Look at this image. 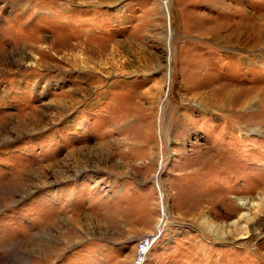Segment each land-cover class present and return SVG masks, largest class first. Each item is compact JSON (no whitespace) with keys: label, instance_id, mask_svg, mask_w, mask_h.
<instances>
[{"label":"rangeland","instance_id":"obj_1","mask_svg":"<svg viewBox=\"0 0 264 264\" xmlns=\"http://www.w3.org/2000/svg\"><path fill=\"white\" fill-rule=\"evenodd\" d=\"M154 234L143 264H264V0H0V264Z\"/></svg>","mask_w":264,"mask_h":264},{"label":"bare ground","instance_id":"obj_2","mask_svg":"<svg viewBox=\"0 0 264 264\" xmlns=\"http://www.w3.org/2000/svg\"><path fill=\"white\" fill-rule=\"evenodd\" d=\"M238 200H239V204L241 206L254 205L255 204V202L247 200V198H245L243 196L239 197ZM241 217L244 218L246 220V222L251 221V219L253 218V216L247 215V213H243L241 215ZM235 221L233 222V224H235ZM201 225H203L205 227V229L207 230V232L211 236H214V237H217V238H222V237H225V235H226V231H225L224 227L220 223H217V222H215V221H213L211 219H208L207 217H205L204 223H201ZM156 235L157 234H154L152 236V238H150V240H148L149 245H147L145 243L144 246L142 247V250H141V253H140V257H139V259L137 261V264H143L144 263V260L146 259L147 253L149 251L148 249L154 244V242H155L154 238H155Z\"/></svg>","mask_w":264,"mask_h":264},{"label":"built area","instance_id":"obj_3","mask_svg":"<svg viewBox=\"0 0 264 264\" xmlns=\"http://www.w3.org/2000/svg\"><path fill=\"white\" fill-rule=\"evenodd\" d=\"M145 243H146L147 245H149V242H148V240H145V241H143V242H142L141 249H142V247L144 246V244H145Z\"/></svg>","mask_w":264,"mask_h":264},{"label":"water","instance_id":"obj_4","mask_svg":"<svg viewBox=\"0 0 264 264\" xmlns=\"http://www.w3.org/2000/svg\"><path fill=\"white\" fill-rule=\"evenodd\" d=\"M158 179L160 180V171L158 172ZM144 258V257H143Z\"/></svg>","mask_w":264,"mask_h":264}]
</instances>
